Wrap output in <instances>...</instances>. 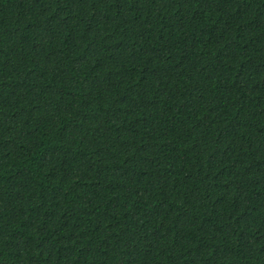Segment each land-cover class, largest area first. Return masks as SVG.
<instances>
[{
  "label": "trees",
  "instance_id": "obj_1",
  "mask_svg": "<svg viewBox=\"0 0 264 264\" xmlns=\"http://www.w3.org/2000/svg\"><path fill=\"white\" fill-rule=\"evenodd\" d=\"M0 264H264V0H0Z\"/></svg>",
  "mask_w": 264,
  "mask_h": 264
}]
</instances>
